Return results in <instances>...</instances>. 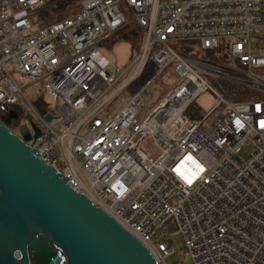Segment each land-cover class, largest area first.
<instances>
[{
    "label": "built area",
    "instance_id": "obj_1",
    "mask_svg": "<svg viewBox=\"0 0 264 264\" xmlns=\"http://www.w3.org/2000/svg\"><path fill=\"white\" fill-rule=\"evenodd\" d=\"M263 3L81 0L42 25L35 18L46 0H0V119L18 135L34 120L41 133L29 144L40 159L158 264L177 253L178 235L190 264H264V45L251 41L264 40ZM132 22L145 41L133 70H121L101 49ZM195 47H223L227 60L200 57ZM150 61L155 73L130 92ZM172 63L179 80L150 107L146 96L158 92L149 87ZM226 83L257 96L237 98ZM32 85L55 107L41 113L25 90ZM207 90L217 98L210 110L198 103ZM122 93L127 100L114 112L111 103ZM148 136L157 155L143 148ZM193 174V184L181 182Z\"/></svg>",
    "mask_w": 264,
    "mask_h": 264
},
{
    "label": "water",
    "instance_id": "obj_2",
    "mask_svg": "<svg viewBox=\"0 0 264 264\" xmlns=\"http://www.w3.org/2000/svg\"><path fill=\"white\" fill-rule=\"evenodd\" d=\"M40 133L31 118L21 135L0 119V264H158L144 244L40 159L29 144Z\"/></svg>",
    "mask_w": 264,
    "mask_h": 264
},
{
    "label": "rangeland",
    "instance_id": "obj_3",
    "mask_svg": "<svg viewBox=\"0 0 264 264\" xmlns=\"http://www.w3.org/2000/svg\"><path fill=\"white\" fill-rule=\"evenodd\" d=\"M78 6V5H77ZM76 7V6H75ZM74 7V8H75ZM73 9V8H72ZM264 11V3H263ZM137 31V35L133 31ZM261 34H264V29ZM137 37V38H136ZM143 37L142 29L135 23L128 24L122 31L116 33L105 46L102 47V53L114 64H116L121 70L126 69L129 66H132V70L136 65V62L142 52L143 44L138 45ZM259 35L252 37V45L254 47H261L264 45V40L258 38ZM193 53H196L200 57H210L208 50L197 49L196 47L193 50ZM175 63L169 65L165 71L160 75V77L153 81L149 89L152 91L158 92V97L147 95L146 101L150 107H153L157 102L158 98L163 95L166 91L175 86L179 80V77L175 73ZM259 72H264V70H258ZM209 83L218 91L223 92L221 86L213 79L206 76ZM27 92L30 93L32 100L35 102L36 107L43 113L39 104L45 102L48 105V110L55 107V99L48 93H45L43 90H40V86L32 85L25 88ZM127 98L125 93H122L119 97L114 99L111 103L112 109L114 112L120 110ZM217 98L210 91H204L198 98V103L205 109L210 110L216 104ZM44 114V113H43ZM58 132L64 130L63 125H57ZM143 148L145 151L157 155L159 150L157 149L153 138L148 136L143 142ZM249 150L243 152L244 156H247ZM173 245L175 246L177 253L168 258L167 264H190L191 259L185 254H181L180 251L184 248V239L181 235L174 237Z\"/></svg>",
    "mask_w": 264,
    "mask_h": 264
},
{
    "label": "trees",
    "instance_id": "obj_4",
    "mask_svg": "<svg viewBox=\"0 0 264 264\" xmlns=\"http://www.w3.org/2000/svg\"><path fill=\"white\" fill-rule=\"evenodd\" d=\"M80 1L81 0H46V7L38 13L35 20L39 21L42 25H46L50 22L60 20L66 17L69 11L75 6H77L80 3ZM142 31H143L142 40L140 43H137L139 46L144 44L145 41L144 30L142 29ZM133 32L137 35V31L134 30ZM191 49L192 48H189L188 50ZM209 53L211 56L208 58L210 59L216 61L227 60V56L224 52L223 47L216 51L210 50ZM155 71H156V67L154 63H152L151 61L148 62L145 68L143 69L142 73L130 85L129 91L135 92L140 87H142L152 77ZM226 86L231 92V94L237 98H243V97L247 98L250 96H257L255 92L240 85L226 83ZM39 106L44 114L48 112V105L45 102H42V104H39Z\"/></svg>",
    "mask_w": 264,
    "mask_h": 264
},
{
    "label": "clouds",
    "instance_id": "obj_5",
    "mask_svg": "<svg viewBox=\"0 0 264 264\" xmlns=\"http://www.w3.org/2000/svg\"><path fill=\"white\" fill-rule=\"evenodd\" d=\"M194 180H195V174H193L192 176H184L181 182L183 183L186 181L188 185H191L193 184Z\"/></svg>",
    "mask_w": 264,
    "mask_h": 264
},
{
    "label": "flooded vegetation",
    "instance_id": "obj_6",
    "mask_svg": "<svg viewBox=\"0 0 264 264\" xmlns=\"http://www.w3.org/2000/svg\"><path fill=\"white\" fill-rule=\"evenodd\" d=\"M8 127H9V129H11V131H13L14 133H16L17 129H16V127L14 125L8 124Z\"/></svg>",
    "mask_w": 264,
    "mask_h": 264
}]
</instances>
